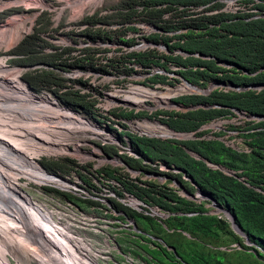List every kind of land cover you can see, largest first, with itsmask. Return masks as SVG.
I'll list each match as a JSON object with an SVG mask.
<instances>
[{"label": "trees", "instance_id": "trees-1", "mask_svg": "<svg viewBox=\"0 0 264 264\" xmlns=\"http://www.w3.org/2000/svg\"><path fill=\"white\" fill-rule=\"evenodd\" d=\"M230 1L236 0H119L76 23L87 25L78 33L89 42L109 39L113 22L118 23V38L126 44V54H111V49L97 50L93 45L71 47L64 40L74 33L75 24L54 28L42 15L32 32L8 51L14 56L12 64L31 66L21 76L30 89L48 90L58 103L88 114L95 106L93 89H104L107 84L101 79L93 84L90 76L65 77L57 69L115 66L121 70L133 63L140 67L136 72L142 73L144 67L160 71L167 70V63L175 66V75L170 78L154 72L137 81L115 79L113 86L136 109L111 110L110 116L137 115L167 127L174 137L161 139L127 127L129 132L121 130L120 134L139 157H119L131 169L149 173L157 170V163L176 168L179 172L167 176L185 192L199 190L206 198L194 202L165 184L121 178L113 169L96 171L100 179L118 184L119 190L112 189L117 197L127 193L131 206L148 208L140 212L115 199L110 201L115 211L133 219L139 232L133 233L135 249L129 252L138 258L143 257L141 253L147 255L145 264H264V0H241L251 5L226 11L223 6ZM143 23L151 30L145 33ZM59 33L61 45L47 40ZM140 39L163 43V60L149 49L134 47ZM183 81L194 89L185 87ZM207 86V92L200 89ZM233 111L254 117L239 133L245 150L228 146L219 134L205 136L203 131L206 123ZM43 167L49 172L63 168L54 162L43 163ZM81 178L92 185L86 177ZM65 198L77 207L93 204L72 195ZM211 200L234 217L250 245L233 231L227 219L211 205L206 206ZM38 216L46 220L39 210ZM47 226L51 229L48 221ZM51 232L59 241L54 230Z\"/></svg>", "mask_w": 264, "mask_h": 264}, {"label": "rangeland", "instance_id": "rangeland-1", "mask_svg": "<svg viewBox=\"0 0 264 264\" xmlns=\"http://www.w3.org/2000/svg\"><path fill=\"white\" fill-rule=\"evenodd\" d=\"M95 2L77 4L78 0H0V14L8 12L4 17L0 18V61L3 66L7 68L4 72L0 69V73H3L0 75V78L8 79V77L15 76L16 86L21 85L20 87L25 88L30 94L32 91L37 96L42 97V99H45L52 104H55L56 102L58 103V98L53 96L48 90L41 88L38 90H32L27 86L21 76L26 71L31 70V66L12 64L10 60L13 59L14 56L8 54V51L12 50L23 36L32 32L33 27H35L34 23H36V20L40 15L47 17L49 20L51 19L53 22L57 21L58 23H61V28H63L65 22H67V26L75 24V21L80 18V14H83L87 9L98 7L101 4V7H104L115 3L111 0H100L97 4H95ZM250 5L251 3L236 0L226 3L223 7L226 11H235L236 9L249 7ZM194 11L195 9H193V11L189 10V13ZM20 23H22V25ZM113 23L117 26L110 29V31H114L112 36L117 41L116 44H121L123 46L126 45L118 38L120 25L116 22ZM19 31L21 32L16 38L15 35L18 34ZM61 32L64 34L65 30L63 29ZM139 32L142 33L143 30L139 29ZM60 35L61 34L59 33L56 38H48L47 40L54 45H61V43H63V38H60ZM77 42V39L72 38V43L76 44ZM123 46L113 47V49L110 50V53L126 54L127 51ZM106 51L107 50H105V52ZM67 74L65 75L68 77ZM1 79L0 82L2 81L8 84H11V82L13 83V81L8 82L9 80L6 81ZM8 86L9 85H6V87ZM209 86L213 87L215 85L209 84ZM209 86L200 89L204 91ZM58 104L60 105L61 103ZM53 108L54 107H52V109L41 107L43 111L45 109L43 112V116L46 117L45 120H41L39 117L33 119V116L32 121L19 118L21 121L17 122L18 124L21 123L20 125H16L15 128L8 126L9 129L11 128L10 130H13L11 134L13 137V144L17 147V151L23 154V157L26 156L25 158L30 157L33 159L37 164L34 163L33 160L32 162L40 169H44L43 163L48 162H54L63 166V168L57 172H49L44 169L47 173L60 176L64 179L66 178L74 183H77V180L84 183L81 178L84 176L92 185L86 188L83 184H80L86 191L82 188L74 191L72 189H61L60 187H65L61 184H57L59 187L53 183L38 185L37 183H41L42 181L29 179L20 175L13 180H10L9 178L5 179L8 182L9 187L14 189L16 195L22 198L25 202H27L26 197L30 199L31 203H27L31 210L38 218H40L38 216V210L43 217L46 218L51 229L54 230L58 237L59 242L65 247L66 254L74 264H78V261H80L83 256L85 258L88 256L93 259L96 264H145L144 258H146L147 255L141 253L143 257L138 258L135 254L130 253L131 256H128L127 253L135 249V238L133 237V233H131L132 229L125 225L130 218L125 216L122 217L121 215H118V213L113 212L108 208L106 202L107 198L105 194L108 192L113 193L112 189L117 191L120 187L114 181L110 183V180L105 181L104 179H100L96 171L100 168L107 170L113 169L119 173L121 178L128 176L133 178L136 182L140 179L158 185L165 184L175 193L194 202L202 201L204 198L197 194L196 190L191 194H185L182 190L176 188L166 176L165 179L163 178L162 180H159L158 176L164 177L163 174L149 173L139 169H137V171L131 169L134 173L129 172L123 163L119 164L118 161L114 160L111 161V163H113L111 165L99 164L97 157H99L100 146L104 145L109 149L108 147L114 146V143L102 138L103 134H93L88 129L78 128L79 126L85 128L90 126L86 123V120L88 121L90 116L85 111L81 109L72 110L76 112L79 117L71 112H66L71 116V118H66L68 116L66 113L64 114L65 110L62 109L63 117L60 118V116H58L59 114H56V111ZM53 114L55 115L53 116ZM252 118L254 117L249 118L233 111L232 115H227L226 117L218 118L206 123L205 130L203 131H205V136L219 134L217 137L228 146L238 150H245L242 137L239 133L247 126ZM82 119L85 120L82 121ZM37 125L38 127H36ZM5 128H7V126H5ZM120 148L123 147L120 146ZM160 172L168 173L169 171L164 169ZM48 179L50 178L47 177L45 181L47 182ZM51 179L56 180L57 178ZM111 184H113L112 188ZM65 195H72L85 201L86 199L91 200L93 204H90L93 206L86 202L81 205L79 204L80 206L77 207L76 205L78 204L70 203V201L65 198ZM93 197L96 199H93ZM130 197L131 195L123 193V197L118 198V200L124 206L135 211L142 212L144 211V208L148 210L147 207L128 205L131 199ZM101 199H106V201H100ZM67 203L70 205L68 208H66ZM206 206L208 207L210 204L207 203ZM211 208L216 210L212 206ZM217 213L225 218L221 211H218ZM52 219L60 225L66 226L68 231L63 232L60 225L55 223ZM8 224L9 221L7 219L0 218V245L4 248L1 247L2 249H0L1 253L4 254V256L1 257L2 261L7 259L9 264L62 263L60 260L52 258V253L48 252V247L46 250V257H50L49 259L47 258V263H44L42 258L44 250L40 249L37 243L32 240L28 231L15 229L12 225L8 226ZM45 226L48 228L46 224ZM134 227L135 230H137L136 225H134ZM72 239L76 242H71ZM80 242L84 243L85 249L79 246ZM122 253L126 254V256H123ZM62 264H66V262L63 261Z\"/></svg>", "mask_w": 264, "mask_h": 264}, {"label": "bare ground", "instance_id": "bare-ground-1", "mask_svg": "<svg viewBox=\"0 0 264 264\" xmlns=\"http://www.w3.org/2000/svg\"><path fill=\"white\" fill-rule=\"evenodd\" d=\"M20 24L22 25V23ZM20 32L21 31L15 35L16 38L19 36ZM0 69H2L3 72L7 69L3 66L1 61ZM1 74L3 73L1 72L0 75ZM1 80H9L8 82L13 81V83L11 82V84H8L2 81L0 82V218L7 219L9 221L8 226L12 225L15 229L28 231V234L31 235L32 240L37 243L40 249L44 250L42 255L44 263H47V258L49 259L50 257H46V250L48 247V252L52 253V258L55 260H60L62 263L64 261L66 264H74L68 255H66L65 247L59 241H57L55 237H53L54 235L51 234V229H48L49 227L47 228L45 226V224L47 225V221L44 219H41L40 221V218H38L31 210L30 206L28 205V203H30L29 198L26 197L27 203L22 198L18 197L15 190L10 188L8 182L5 180L6 178L13 180L20 175L29 179H37L42 182L45 181L47 177L50 179L56 178L51 175L46 176L42 169L37 167L36 164H34L35 162H32L30 157L25 158L26 156L23 157V154L17 151V147L15 144H13V137L11 135L13 130L10 129L15 128L16 125H20L21 123L18 124L17 122L21 121L20 119L32 121L33 116V119H35V117H39L41 120H45L46 117L43 116L45 109L43 111L41 107H48L50 109L54 107L53 109H55V113L59 114L58 116H60V118L63 117L62 109L50 104L45 99L33 97L25 88L20 87V84V86H16L15 76ZM6 85L9 86L6 87ZM66 112L67 111H64V114ZM66 114L68 116L66 118H71V116L68 115L69 113ZM54 115L55 114H53V116ZM5 126H7V128H5ZM8 126L11 128L9 129ZM36 127H38V125ZM60 228L63 232L68 231L64 225H60ZM1 247L2 246L0 245V249L3 248ZM3 256L4 254H2L0 251V264H9L7 259L3 261L1 260V257ZM81 260L82 263L78 261V264H96L95 261L88 256L86 258L84 256L81 257Z\"/></svg>", "mask_w": 264, "mask_h": 264}, {"label": "built area", "instance_id": "built-area-1", "mask_svg": "<svg viewBox=\"0 0 264 264\" xmlns=\"http://www.w3.org/2000/svg\"><path fill=\"white\" fill-rule=\"evenodd\" d=\"M95 1H97V2H95ZM99 1L100 0H81V1L78 0L77 4H84L86 2L87 3L95 2V4H97V3H99ZM111 1L118 2L119 0H111ZM101 5L98 7L87 9V11H85L83 14L82 13L80 14L81 15L80 18L82 19L84 16L92 14L93 11L102 8ZM80 18H78V20L75 21L74 33L71 34L70 36H67L66 39L64 40L65 44H67L69 46H73V47H82V46L93 45L96 47L97 50L98 49H100V50L111 49L112 50L113 47H115V46H123L121 44H116L117 41L114 39L113 36L110 37L109 39L97 38L95 42H89L87 37L78 33V30H80L84 26H87L83 23L76 24L79 20H81ZM66 23L67 22H65L64 26L66 25ZM94 25L99 26L100 24L95 23ZM112 26L115 27L116 25L114 24ZM52 27H54V28L58 27V29H60L61 23H58L57 21L56 22L52 21ZM143 27H144L145 33L147 32V29L151 30V26L147 25L146 23H143ZM72 38L77 39L78 42L76 44L72 43ZM134 47L143 48L145 50L155 48L158 51H160L162 48L161 45H155L151 42H148L146 39L138 40V42L134 45ZM132 67H133V70L131 71ZM168 67L171 70L175 69V66L172 64L168 65ZM139 68L140 67L135 66L133 63L132 64L129 63L128 67H126V69L122 68L121 70H116L115 66H107L105 69H100L99 67L95 68V69H85V68H81V67H72V68H69L66 70L57 69V72H59L62 76H65V77H67L65 75L67 73H68L67 75L69 78H82V77L84 78V77L90 76L91 81H93V84L95 83V81L100 80V79L103 80L107 84V87L104 89H101L99 87H96L95 89H93L91 97L95 98V106H93L91 111H89L90 119L88 121L86 120L87 125H90V126L86 127V128L83 126H79L78 128L88 129L93 134H95V133H97L98 135L103 134L102 138H105L109 141H112V143H115V144H118V140H117L115 135H117L122 130L120 127L122 125H125L126 128L128 127V128L134 129L136 131H139V133H145L152 128H156L158 125L153 123L154 121H146V120H144V118H140V117L138 118L137 115H133L129 118H125V117H119V116L114 117V116H110V114H109V112L111 110L112 111H114V110L115 111H120V110L125 111L126 109L133 108V112H135V109H136V106H134V104H132L131 101L129 102L125 98L124 94H122L120 90H118L117 88H115L113 86L115 79H117L118 81H124V80L125 81H128V80L137 81V80L143 79L144 77L151 76L154 72L163 73L161 70L160 71H152V70L147 71L148 70L147 67H144L142 73H138L136 71ZM173 75H175V74L169 73L168 78H170V76H173ZM31 95L35 98H42L40 96H37L32 91H31ZM51 102H53V101H51ZM50 104H52V103H50ZM53 105L57 106L58 108L65 110L67 112H71V113L78 116V114H76V112L72 111L71 109H69L67 106H65L63 104L59 105L56 102ZM97 107H99V108H97ZM105 115H107L108 119L105 117ZM82 120H85V119H82ZM121 146L123 148H125L126 150L128 149L126 145H121ZM97 158H98L99 164H108V162H109V158L106 155H104L103 153H101L100 150H99V157H97ZM42 171L46 176L51 175V176L56 177L57 179L56 180L48 179L47 182L37 183L38 185H40V184L46 185V184L53 183L57 186V184H61V185L65 186L64 188L60 187L61 189H68V190L72 189L74 191H76L77 189L80 190V188L84 189V187L80 184H83L86 188L88 187L87 184L81 183V181H79V180H77V183H74V182H70L66 178L64 179L60 176H56L54 174L47 173L43 168H42ZM57 187H59V186H57ZM70 192H72V191H70ZM72 193H74V192H72ZM109 195H111V192H108L107 194H105V196H109ZM89 197H92V196H89ZM93 199H96V198L93 197ZM100 201L105 202V199H101ZM70 203H72V202H70ZM66 206H67L66 208H68V206H70V205H68V203H67ZM53 221L55 223L59 224L55 220H53ZM127 224H129V222ZM71 242L74 243L76 241H74V239H72ZM79 246L83 247L85 249L83 242H80ZM85 252H86V250H85ZM85 252H83V253H85ZM81 261L82 260H80L79 262L81 263Z\"/></svg>", "mask_w": 264, "mask_h": 264}, {"label": "clouds", "instance_id": "clouds-1", "mask_svg": "<svg viewBox=\"0 0 264 264\" xmlns=\"http://www.w3.org/2000/svg\"><path fill=\"white\" fill-rule=\"evenodd\" d=\"M158 29V28H157ZM152 43V42H151ZM153 44H155V45H161V47H163V43H153ZM150 50V52H153L155 55H157V56H159V57H161V59L163 60V58H162V54H160V51H158L157 49H155V48H152V49H149ZM168 65H170L169 63H167L166 64V67H167V70H161L163 73V75H165L167 78H168V74L169 73H173V74H175L174 73V69L173 70H171V69H169V67H168ZM170 77H172V76H170ZM184 82V85H185V87H188V88H190L191 89V87L194 89V87L193 86H191L189 83H187L186 81H183ZM207 90L208 89H206L204 92H207ZM196 92H199L197 89H196ZM202 92V91H201ZM122 130L123 131H128L127 130V128H126V126L124 125L123 127H122ZM129 132V131H128ZM147 133V135L148 136H153V137H158V138H161V139H168V138H174L173 137V132L171 131V130H169L167 127H164V126H157L156 128H152V129H150L149 131H147L146 132ZM116 136V138H117V140H118V144H115L114 143V146H109L108 148L109 149H107L104 145H102V146H100V152L101 153H103L104 155H106L108 158H109V162H108V164H113V163H111V161L112 160H115V161H118V163L119 164H124L125 165V167L127 168V171H129V172H133L134 173V171H137V169H133L134 171H131V168L130 167H128L122 160H121V158L119 157L120 155H122V154H124V155H126V154H128L129 156H132V157H139V155L135 152V151H133V150H131V148L129 147V144H128V141H127V139H126V137L124 136V135H122V134H120V132L117 134V135H115ZM121 145H126L127 146V150L125 149V148H120V146ZM122 147V146H121ZM114 151V152H113ZM118 163H117V165H118ZM105 165H107V164H105ZM164 169H166V170H168L169 172L167 173V172H160L161 170H164ZM156 171H158V172H156ZM154 173H158V174H163L164 175V177H162V176H158V179L159 180H162L163 178L165 179L166 177H167V179L170 181V182H172L173 183V185L176 187V188H178V189H180V190H182V192H184L185 194L187 193V192H185V190H183V188L174 180V179H172V178H169L168 176H167V174H172V173H177V172H179V170L178 169H176V168H167V167H165L164 166V164H162V163H157V170H156ZM166 176V177H165ZM184 179H187L186 177H184ZM113 191V190H112ZM196 192H197V194H199L202 198H206L199 190H196ZM199 192V193H198ZM189 194H191V193H189ZM110 196H112V197H110ZM106 198H107V201H106V199H105V201L107 202V204H108V208L109 209H111L113 212H116V213H118V215H121L122 217L124 216V215H122L121 214V212H118V211H115L112 207H111V199H115V200H117V201H119L118 200V198L119 197H117L116 196V194L114 193V191H113V193H111V195H109V196H106ZM131 198V197H130ZM69 201V200H68ZM214 201L213 200H211V206L212 207H214L216 210V212H218V211H221L223 208H221V207H219V206H217L216 204H215V202L213 203ZM73 203V202H72ZM128 205H130V202L128 203ZM215 206H217V207H215ZM218 207L221 209V210H219L218 209ZM225 210V209H224ZM227 211V210H226ZM222 212V211H221ZM150 214H152V215H155V213H153V212H149ZM223 213V212H222ZM229 213V212H228ZM224 214V213H223ZM231 215V214H230ZM224 216H225V219H227L228 220V222H229V219L226 217V215L224 214ZM126 217V216H125ZM129 218V217H128ZM129 222V224H127ZM125 225L128 227V228H131L132 230V232L131 233H138L139 232V230H135V227H134V225H135V223H134V221H133V219L132 218H130L129 219V221H128ZM109 223V222H108ZM235 223V222H234ZM236 225V224H235ZM231 227V226H230ZM234 231V230H233ZM242 233V232H241ZM243 237V236H242ZM246 237V236H245ZM244 238V237H243ZM152 240H155V239H153V238H151ZM247 239V238H246ZM157 241H159L160 243H161V241L160 240H157ZM248 242V241H247ZM244 243H245V238H244ZM246 245H250V243L248 242V243H245ZM168 248V247H167ZM168 249H171V248H168ZM128 253V256H131V254H130V252H127ZM123 254V256H126V254H124V253H122Z\"/></svg>", "mask_w": 264, "mask_h": 264}, {"label": "water", "instance_id": "water-1", "mask_svg": "<svg viewBox=\"0 0 264 264\" xmlns=\"http://www.w3.org/2000/svg\"><path fill=\"white\" fill-rule=\"evenodd\" d=\"M198 193H199V192H198ZM213 203H214V202H213ZM215 207H217V206H215ZM218 209L221 210L219 207H218ZM221 211H222V212L226 215V217L229 219V223H230L231 228H232L236 233H238L239 235H241V236H243V237L245 238V243H248V242H247V239H246V237H245V235H244L243 233H241L240 229L235 225V223H234V217H233L232 215H230V214L228 213V211H226V210H224V209H222Z\"/></svg>", "mask_w": 264, "mask_h": 264}]
</instances>
